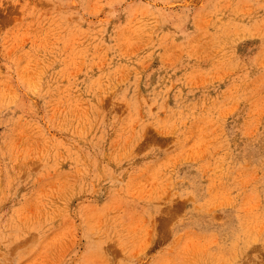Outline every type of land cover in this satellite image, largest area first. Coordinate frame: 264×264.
<instances>
[{
    "label": "clouds",
    "instance_id": "9594fccd",
    "mask_svg": "<svg viewBox=\"0 0 264 264\" xmlns=\"http://www.w3.org/2000/svg\"><path fill=\"white\" fill-rule=\"evenodd\" d=\"M40 3L50 7H36L30 0H23L19 22L0 32V57L7 61L0 63L15 73L21 88L18 91L9 83L11 77L0 80V110L11 106L22 109L10 133L6 137L0 134V175L7 174L5 157L13 165L33 159L46 164L33 181L36 188L22 194L23 202L13 206L10 214L0 212V264H109L99 249H88L73 259L77 255L73 250L78 240L77 225L66 216L69 222L63 231L48 235L22 255L18 249L15 257L9 256L13 245L30 232L65 215L56 200L74 186L91 193L101 181L110 185L108 200L101 207L82 204L78 216L90 233L114 232L121 237L127 259L118 264H241V257L253 245L264 244V158L254 164L244 161L225 168L224 141L237 134L256 137L264 125V0H200L193 20L202 33L203 44L194 45L190 53L199 59H211L212 66L195 74L196 86L187 94L176 88L175 107L166 105L172 88L169 84L150 102L144 96L134 95L128 100L121 97L127 113L122 119L113 116L107 125L102 100L130 78L138 81L140 72L127 65L113 70L105 52L118 49L120 57L135 56L143 38L151 36L146 29L154 27L157 17L167 21L180 14L165 10L173 7L170 0ZM157 3L163 6L157 7ZM189 3L183 0L185 12ZM105 8L108 11L101 18ZM120 11L127 14V21L116 30L115 44L104 49L96 33L102 36L103 26ZM226 14L228 19L223 20ZM73 16L79 21H72ZM86 17H96L95 24L100 27L93 30V21ZM85 22L89 28L80 26ZM210 26L216 30L209 32ZM249 40L259 41L250 56L246 53L251 47L242 48ZM26 43L28 48L24 47ZM69 48L70 70L59 77L66 83L57 82L54 88L42 92V82L37 83L26 69L36 67L41 49L59 53ZM179 58V54L162 57L168 63ZM22 59L23 65L17 67ZM136 63L145 67L142 60ZM90 65L110 70L102 71L81 89L84 81H77L75 73ZM21 80L32 86L22 85ZM225 80L229 83L223 92L208 94L209 86ZM175 83L185 86V80L179 77ZM37 87L39 90H34ZM202 89L198 100L187 99V95ZM39 95L49 97L44 101L49 109L45 121L48 128L63 125L80 139L90 137L96 144L108 139L113 147L111 159L120 170L107 164L98 167L95 157H82L45 128L25 119L26 113L34 112L31 97ZM245 100L251 104L242 111ZM149 129L165 143L141 147ZM65 158L73 161L71 178L57 174V161ZM182 169H188L192 179L179 176ZM15 182V176L0 182V204L15 197V189L9 191ZM153 203L174 208L166 234L157 231L158 225L148 214L147 206ZM197 218L207 226H194ZM148 249L155 251L146 255Z\"/></svg>",
    "mask_w": 264,
    "mask_h": 264
},
{
    "label": "rangeland",
    "instance_id": "374dc122",
    "mask_svg": "<svg viewBox=\"0 0 264 264\" xmlns=\"http://www.w3.org/2000/svg\"><path fill=\"white\" fill-rule=\"evenodd\" d=\"M170 2L173 4V7L165 8V10L170 13H179V18L174 15L172 19L165 21L163 18L157 17L154 27L146 29V31L151 32V36L143 38L135 56L131 58L120 57L117 54L119 51L118 49L105 52V57L111 64L113 70L120 68L121 65H127L130 70L135 68L140 72L138 81L134 78H130L128 83L118 87L115 93L110 94L107 98L102 100L101 108L106 113L105 125L110 122L113 116L121 119L125 117L127 107L121 102V97L128 100L133 98L134 95L137 98L139 96H144L150 102L155 93L162 91V89L168 87L169 84H172V88L167 94L168 99L166 105L175 107L174 93L176 88H180L183 93L187 94L188 91L196 86L195 74L206 71L212 66L211 64L213 61L211 59H199L190 53L194 45L199 46L203 44L202 33L196 28V24L193 20L195 9L199 7L200 0H190L186 12L182 6L183 0H170ZM22 3L23 0H20V3H16L15 0H0V32L7 31L16 26L22 15L20 11ZM30 3L34 4L36 7H50V5L40 3V0H30ZM156 6L161 7L163 5L157 3ZM124 7H126V5H121V8ZM107 11L108 9L105 8L100 13V17L103 18ZM85 19H91L93 21V30L100 27L95 24L96 17H86ZM222 19L227 20V14L222 17ZM72 21L78 22L79 17L73 16ZM126 21L127 14L124 11H120L117 17L112 18L107 25L103 26L104 31L102 36L100 33H96L98 40H102V48L107 49V46L115 44L113 37L117 35L116 30L120 25L126 23ZM80 26L82 28H89L86 22L81 23ZM215 30L216 29L211 26L208 28L209 32H214ZM95 42L97 41H94V43ZM258 44L259 41L257 40H249L245 41L242 48L250 46L251 52L246 53V55L250 56L255 53ZM24 47L28 48V44L26 43ZM89 51L91 52V48H89ZM169 54H172V57L179 54L180 58L179 60H175L174 63H168L163 60L162 57H167ZM71 57V48L62 50L59 53L52 52L50 49H41L36 67L33 68L29 66L26 71L30 76L36 78L37 83L42 82L41 91L43 92L46 88H54L57 82L60 84L66 83V81H60L59 77L70 70ZM137 60H142L145 67L141 68V66L136 63ZM0 61H4V63L7 62L4 57H0ZM4 63H0V80H8L9 77H11L9 83L13 87H16L18 91L21 90L15 79V73H10L8 69L4 67ZM23 63L24 60L22 59L20 65L17 67L22 66ZM102 67L90 65V68L83 67L79 73H75L77 81H84V83L80 85L81 89H83L89 81L91 82L96 77L101 76L102 71L110 70L107 66L104 68ZM178 77L181 80H185V86L180 83L173 84ZM20 83L26 87L32 86L30 82L25 80H21ZM228 83L227 80L224 82H214V85L208 87V94L216 95L220 91L223 92V89L228 87ZM34 90L38 91L39 89L37 87ZM201 91H203V89L195 91L191 95H187V99L198 100ZM48 98L49 97L46 95L31 97V99L34 100V112L26 113L24 118L45 128L46 132L55 135L57 140L70 149L79 152L82 157H95L98 167L107 164L115 171H119L120 169L116 166L115 161L111 159L113 147L108 139L96 144L91 142L90 137L80 139L66 126L61 125L55 128H48L45 121L47 120L49 109L44 103ZM157 103H159V98H157ZM250 104V100L242 101V111H247ZM153 111H155V108ZM21 114L22 109L14 106L5 110H0V134L6 137L10 133L17 117L21 116ZM53 123L55 122L53 121ZM261 132H264V125L258 130L256 137L249 136L243 138L237 134L235 136L230 135L228 141L225 138V159L223 161L225 168L244 161L249 162V164H254L264 158V135H261ZM109 135L111 136V133ZM163 143H165V141L157 139L149 129L146 133L145 142L141 147H146L149 144L162 145ZM62 155L66 156V154L63 153ZM5 161L7 174L6 176L0 175V182H3L7 176L16 177V182L9 189V191L15 189V197H10L0 204V212H4L5 215H7L10 214L13 206H17L19 203L23 202L21 199L22 194L31 193L33 189L36 188L37 185L34 184L33 181L36 180L40 172L45 169L46 164L43 160L35 159L14 165L7 160V157H5ZM57 163V174L61 175L62 178H71L74 176L73 161L70 158L60 159ZM179 176L192 179L191 172L188 169L180 170ZM109 192L110 185L103 181L98 182L94 191L91 193L87 190H81L78 186H74L71 190L66 192L61 199L56 200V203L60 204L64 209L65 215L57 216L43 228L30 232L27 238L22 240L19 244L13 245L9 253L10 258L16 256L18 249L21 250L20 254L22 255L24 250L39 245L48 235L58 234L63 231L69 222L65 219L66 216L71 220H75L77 225L78 240L73 249L77 255L73 259L78 258L80 254L88 249H99L109 261V264H118V261L127 259L123 254L121 246L122 240L118 234L114 232L101 234L90 233L87 231V226L79 220L78 212L82 204L89 203L96 207H101L103 203L108 200ZM147 210L148 214L154 218V223L158 225L157 231L166 234L169 218L174 208L168 204L153 203L147 206ZM194 226L205 228L207 225L202 218H197V223L194 224ZM154 251V249H148L146 255H151ZM241 264H264V244L253 245L252 248L241 257Z\"/></svg>",
    "mask_w": 264,
    "mask_h": 264
}]
</instances>
